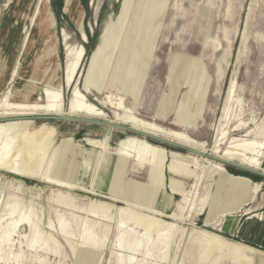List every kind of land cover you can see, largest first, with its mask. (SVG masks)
<instances>
[{
  "label": "rangeland",
  "instance_id": "obj_1",
  "mask_svg": "<svg viewBox=\"0 0 264 264\" xmlns=\"http://www.w3.org/2000/svg\"><path fill=\"white\" fill-rule=\"evenodd\" d=\"M79 1L85 10L84 30L88 36L87 41L81 38L79 30L65 14V0H50L56 18L62 66L66 54V45L61 34L63 28L70 34V44L81 43L86 49L76 80L71 86L64 88L66 103L72 98L73 90L77 86L85 92L89 101L106 110L111 118L115 107L106 96L111 94L113 100L123 96L127 106H136L139 116L167 128L185 131L197 140L207 141L208 154L212 155L210 148L220 123L230 82L234 79L237 84L227 106L228 123H225V128L229 129L228 138L243 136L264 141V0ZM126 1H131V6L125 16L121 13V8ZM33 14L31 0H0V54L5 56L0 59V98L8 89L16 91L20 84L31 81L24 73L25 68L38 66L50 71L42 58L47 40L33 59L30 57L27 63L23 61L26 42L24 34L32 28L30 19ZM240 119L247 121L248 127L235 131ZM44 122L56 126L58 143L63 137L72 136L76 144L83 145L86 153L89 150L91 157L95 150L84 142L85 137L101 138L107 133L100 124L82 121L35 119L34 125ZM113 130L111 147L130 133L117 128ZM228 141L222 145V149L228 146ZM154 143L164 145L170 150L189 152L159 141ZM82 162L76 163L90 170L84 178L81 172L78 173L74 180L86 188L97 189L100 174L105 173L106 166L103 165L96 174L93 183V161L90 165L83 160ZM232 162L238 163L237 160ZM52 164L61 165V158H55ZM113 165L117 168L106 172V179L109 181L105 191L97 189L99 194H92L75 189L72 191L73 195L82 203H88L91 198H95L123 205L124 203L104 195L121 196L122 187L129 180L141 186H151L148 169H132L126 173L118 170V163ZM224 166L227 172L220 175L213 173L204 179L200 186L201 194L211 188L210 202L218 197L220 202L217 201V205L228 208L240 199L234 195L230 185H223L221 182L223 177L232 174L249 179L251 186L253 182H262L258 199L249 203L247 197L242 198V207L238 211L233 210L226 217H220L221 211L212 213L213 217L208 220L212 207L208 205L201 214L196 211L185 220H178L189 231L177 253L172 239L168 250L170 262L166 264H171V261L174 264H192L193 259L184 258V252L190 232L194 229L199 231L201 228L254 247L250 264H264V177L232 165ZM171 177H174L173 174L166 171V182ZM177 180L187 191L191 190L193 179L177 176ZM18 183L24 185L23 190L13 186ZM60 191L66 193L67 189L38 178L20 177L0 171V264H128L131 257L135 258V264L155 262L153 259L158 254V249L153 246L149 248L146 240L141 246L135 245V238L139 233L127 235L124 249H116L118 229L108 221L106 223L111 227L107 230L108 236L101 233L102 257L98 259L84 251L83 259L80 250L88 243L86 240L89 235L68 214L72 210L57 202L60 198H66ZM10 195H15L26 207L22 206L18 211H13V215L5 216L2 212ZM164 197L168 200L162 203ZM154 203L155 207L163 208L166 213L177 212L182 216L187 214L180 213L182 196L174 194L169 183L159 189ZM31 204L43 208L40 227L43 234L49 240L56 239L57 244L51 245L42 241L33 247L29 245L33 236L31 223L37 219L30 211ZM239 206L240 204L237 207ZM250 207L251 211L245 212ZM56 209L67 211L66 235L61 230ZM21 216L30 218V222L24 220L15 230H10L12 223ZM216 220L219 224L214 223ZM229 224L232 225L231 229L227 227ZM241 225L244 228L239 231ZM220 255L221 264H246L244 261L234 260L231 254H225L221 250L215 251L213 257Z\"/></svg>",
  "mask_w": 264,
  "mask_h": 264
},
{
  "label": "bare ground",
  "instance_id": "obj_2",
  "mask_svg": "<svg viewBox=\"0 0 264 264\" xmlns=\"http://www.w3.org/2000/svg\"><path fill=\"white\" fill-rule=\"evenodd\" d=\"M130 2L126 1L121 8V13L125 16L131 6ZM31 3L34 7V14L30 19L32 28L26 35L24 34V41L26 42H24L23 61L27 63L30 57L33 59L37 51L44 47V42L47 40L42 58L50 71L38 66L25 68L24 73L31 78V81L28 83L23 82L16 91L8 89L3 92L0 98V171L20 177L38 178L48 184L67 189L66 193L60 191L66 198H60L57 202L61 206L72 210L68 214L89 235V239L86 240L88 243L80 250L83 259H85L84 251H88L92 257H98V259L102 257L103 251L100 252L103 249L101 233L105 237L108 236L107 230L111 228L106 223L108 221L118 229L116 249L123 250L126 236H131L135 232L139 233V236L135 238L136 246H141L146 240L149 248L153 246V248L158 249V254L153 259L155 262L149 264H166L170 262L168 250L171 247L172 239L177 253L189 231L178 220H185L196 211L201 214L210 203L212 189L209 188L205 194H201L200 186L202 182L213 173L220 175L227 172L224 164L212 157L230 162L237 160V164L255 170L261 169L264 172V141H257L243 136L228 138L230 136L229 129L225 128V123H228V119L226 120L227 106L235 92L237 83L234 79L230 82L220 123L210 148L212 155L208 154L207 141L197 140L185 131L167 128L155 121L139 116L136 113V106H127L124 103L123 96H119L116 100H113L111 94L106 96L115 107L111 118L106 110L89 101L85 92L77 86L73 90L72 98L66 103L63 91L65 86H71L77 78L85 56V46L81 43L70 44L68 42L70 34L63 28L61 34L65 41L66 54L65 63L62 66L56 18L50 0H31ZM63 10L79 30L81 38L87 41L88 36L84 30L85 10L80 1L65 0ZM2 56L4 55L0 54V59ZM34 115H82L81 118L103 119L100 121L123 124L122 126L174 141L204 152L206 155L201 156L190 151L183 153L170 150L164 145L148 140L149 137L125 129L122 130L132 134L121 138L117 145L111 147L112 127L107 124H100L108 126L110 130L101 138L85 137L84 142L95 150L94 156L89 157L83 153L85 152L83 145L81 143L76 144L72 136L63 137L62 141L58 143V130L55 125L46 122L34 125L35 120L30 118ZM242 127H248V122L240 119L234 130H240ZM226 140H229L228 146L222 149V145ZM57 157L61 158L62 166L52 164ZM82 160L89 163V165L93 161L92 165L95 167L93 183L96 174L99 173L103 165L112 172L117 168L113 164L118 163V170L121 172L127 173L132 169H138V171L148 169L151 186L144 188L128 181L122 190L121 196L103 194L111 200L124 203L123 205L108 200L99 201L95 198H91L88 203H82L73 195V190L81 189L92 194H99L97 189L86 188L74 180V177L83 169L82 165H78L76 162H82ZM166 171L174 176L168 182H166ZM177 176L193 179L191 190L187 191L184 185L179 184ZM70 177H73V179ZM19 182H22V180ZM221 182L223 185H230L232 192L241 190L248 183L252 191L251 199L262 189V182H253L251 186L249 179L232 174L223 177ZM168 183L174 194L182 196L179 211L180 213L187 212L185 216L177 212L166 213L163 208L155 207L154 202L157 199L159 189L164 188ZM13 186L18 190H23L24 187L21 183L13 184ZM22 206L26 207L25 204L18 201L15 195H10L5 201L2 214L5 216L13 215V211H18ZM29 208L37 216L36 221L31 223L33 236L29 245L33 247L42 241L46 244H57L58 241L56 239L49 240L40 227L44 214L43 208H37L34 204H31ZM247 211H249L248 208L245 209V212ZM56 212L61 230L66 235L68 232L66 229L67 211L56 209ZM223 216L226 217L227 214ZM24 220L30 222V218L21 216L12 223L10 230H15ZM27 224L29 223L27 222ZM50 225L53 226L51 222ZM7 238L8 235L5 236V240ZM66 239L69 238L66 236ZM217 250L218 252L221 250L225 254H231L234 260L250 264L255 248L201 228L199 231L194 229L190 232L184 258L190 257L193 259L192 264H221V255L213 257ZM128 264H135V258L131 257ZM171 264H174V262L171 261Z\"/></svg>",
  "mask_w": 264,
  "mask_h": 264
},
{
  "label": "crops",
  "instance_id": "obj_3",
  "mask_svg": "<svg viewBox=\"0 0 264 264\" xmlns=\"http://www.w3.org/2000/svg\"><path fill=\"white\" fill-rule=\"evenodd\" d=\"M86 123V122H85ZM102 126H104L105 127V129L107 130V132L110 130V128L108 127V126H105V125H102ZM113 129H116V128H112V133L114 132V130ZM118 129V128H117ZM85 155H87V156H91V154L89 153V152H83ZM90 169H87V168H83L80 172H81V175H82V178H84L85 177V174L89 171ZM107 170V171H106ZM104 172L105 173H103L102 175L100 174V177H99V180H98V182H97V189L99 190V191H101V192H103V191H105L106 189H107V185H108V181H107V179H106V177H107V174L109 173L108 171V169H106ZM245 171V170H244ZM80 172H79V174H80ZM103 172V171H102ZM106 172H108V173H106ZM258 175V174H257ZM260 176V175H259ZM241 178H243V177H241ZM244 179H246V178H244ZM129 181H132V182H134L136 185H138V186H141V185H139V184H137L135 181H133V180H129ZM128 182V181H127ZM127 182L124 184V186L122 187V190L124 189V187L126 186V184H127ZM141 187H144V188H147V186H141ZM234 191V190H233ZM262 191V189L256 194V196L253 198V199H251V194H252V191L250 190V186H249V184L247 183V185L244 187V188H241V190L239 189L238 191H234L235 193H234V195L237 197V198H240V199H238V201L237 202H235L234 204H232L231 206H229L228 208L226 207V209L225 208H223L224 206H222L221 204H219V205H217V201L218 202H220V198H218V197H216V198H213V200H212V202H210L209 203V205H212V207H211V209H210V214H208V220H210V218H212L213 216H212V213L214 214V213H217V212H221L222 211V213H221V215H220V217L222 218V217H224L223 215L224 214H230V213H233V210H239L241 207H242V204H241V200H242V198H244V197H247V201L249 202V203H251V202H255L257 199H258V196H259V194H260V192ZM211 198H212V195H211ZM162 200H163V202L162 203H164V201L166 202V200H168L166 197H164V198H162ZM210 201H211V199H210ZM240 204V206L239 207H237L238 205ZM221 205V206H220ZM249 209V211H247V212H250L251 211V207L250 208H248ZM223 210H225V211H223ZM254 214V213H253ZM220 218V219H221ZM219 220V219H218ZM218 220H216V222H214L215 224H219L218 223ZM213 223V224H214ZM233 223H234V221H233ZM232 223V224H233ZM228 229H231V227H232V225L231 224H229L228 226ZM243 228H244V225H241V226H239V231L240 230H243Z\"/></svg>",
  "mask_w": 264,
  "mask_h": 264
},
{
  "label": "water",
  "instance_id": "obj_4",
  "mask_svg": "<svg viewBox=\"0 0 264 264\" xmlns=\"http://www.w3.org/2000/svg\"><path fill=\"white\" fill-rule=\"evenodd\" d=\"M30 118H33L34 120L35 119H53V120L82 121V122H89V123L107 124V125L111 126L112 128L116 127V128H120V129L131 130L133 132H138V134H141L143 136H146V137L155 139V140H157L159 142L166 143V144H169V145H172V146H175V147H178V148H181V149H184V150L199 154L201 156H205L206 155L204 152L192 149L190 147L178 144V143H176L174 141H171V140L159 137V136H154L152 134H147V133H144V132L133 130V129H131L129 127H126V126H122V125H119V124L108 123V122H104V121H100V120L89 119V118H81V117L71 116V115H48V116H46V115H36V116H32ZM209 157H212V156H209ZM212 158L222 162L223 164L232 165V166H235V167H237L239 169H242V170H245L247 172L254 173V174H258V175L264 177V172H262V171H258V170L249 168L247 166H243L241 164H237V163L230 162V161H227V160H222V159H219V158H216V157H212Z\"/></svg>",
  "mask_w": 264,
  "mask_h": 264
},
{
  "label": "trees",
  "instance_id": "obj_5",
  "mask_svg": "<svg viewBox=\"0 0 264 264\" xmlns=\"http://www.w3.org/2000/svg\"><path fill=\"white\" fill-rule=\"evenodd\" d=\"M130 134V133H129ZM132 134V133H131ZM148 140L152 141V142H157V140H154V139H151V138H148Z\"/></svg>",
  "mask_w": 264,
  "mask_h": 264
}]
</instances>
